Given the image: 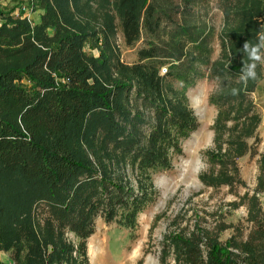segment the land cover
I'll return each instance as SVG.
<instances>
[{
    "label": "trees",
    "instance_id": "obj_1",
    "mask_svg": "<svg viewBox=\"0 0 264 264\" xmlns=\"http://www.w3.org/2000/svg\"><path fill=\"white\" fill-rule=\"evenodd\" d=\"M182 1L183 6L165 8L157 0H31L26 8L39 12L34 22L6 15L0 0V252L12 253L15 264H84L95 218L118 219L119 225L134 228L153 197L152 175L170 170L182 154V141L197 129L186 92L201 78L199 68L209 64L210 53L205 30L176 20L193 13L195 0ZM111 11L126 46L138 43L144 32L156 36L165 23L172 28L173 48L148 42L136 64L110 59ZM223 11L222 57L211 66L220 84L211 98L219 108V144L209 156L224 167L218 180L230 184L227 166L234 167L249 150L241 136L253 137L260 123L248 99L263 79L260 64L256 79L246 86L238 77L247 62L243 44L256 43L264 32V0H226ZM90 41L109 50H103L102 60L85 52ZM189 45L193 51L187 57ZM230 121L235 131L227 127ZM226 133L223 151L220 139ZM98 148L114 157L113 166L135 170L138 192L102 165ZM261 167L264 171V156ZM41 205L48 214L42 229L35 221ZM260 215L248 240L229 242L232 251L207 234L194 233L175 242L176 255L181 264H264ZM66 231L79 239L81 260L73 256Z\"/></svg>",
    "mask_w": 264,
    "mask_h": 264
},
{
    "label": "rangeland",
    "instance_id": "obj_2",
    "mask_svg": "<svg viewBox=\"0 0 264 264\" xmlns=\"http://www.w3.org/2000/svg\"><path fill=\"white\" fill-rule=\"evenodd\" d=\"M30 1L3 0L1 10L6 15L12 13L14 17L27 16L32 19L35 12L26 8ZM225 1L195 0L190 16L176 18L180 24L194 26L208 33L209 64L199 68L201 78L186 92L189 107L197 120V129L182 141V154L173 159L172 168L152 175L153 197L137 216L134 228L119 225L118 219L107 222L102 216L95 218L94 232L86 239L84 264H181L174 247L178 240L188 239L194 233L204 236L207 234L227 247L228 251H232L229 242H244L257 230V220H261L260 214H264V187L261 189V184L264 186V171L261 167L264 156V64H260L263 79L248 96L260 123L253 137L241 136L249 150L236 159L234 167L227 166L226 171L228 170V176L232 179L230 184H225L223 179L218 180L224 167L209 156L211 151L218 149L219 144L215 130L219 108L211 102V98L218 94L220 84L218 79L212 77L211 66L222 57L220 35L224 27ZM157 2L165 8L170 3L183 6L182 0ZM24 7L26 11L23 10ZM112 11L107 18V25L111 26L108 42L113 50H105V45L102 46L104 51H109L107 55L110 54V59L118 57L126 65L136 64L139 51L146 48L148 42L173 48L170 35L172 28L165 26V23L156 36L144 32L138 43L132 47L126 46L120 22ZM103 38L101 36V40ZM103 50L98 49L95 41H90L85 47V52L97 60H102ZM192 51L193 47L189 45L184 49V54L189 57ZM167 69L168 65L164 64L161 75L164 76ZM168 81L178 90L183 87L176 79L169 78ZM197 99L201 101L200 106L196 104ZM234 124L230 121L227 127L233 131ZM203 129L207 131L204 132ZM240 129L241 127L238 131ZM227 139L228 133L220 139L223 151L227 150ZM82 144L83 150L97 165V160L88 150V143ZM98 149V156L100 159L103 157L102 165L115 172V177L124 179L121 184L129 185L138 192L139 180L135 170L131 166H113L116 163L114 157H106L101 153L102 149ZM197 165L200 166L199 171L194 173ZM46 218L47 208L44 205L38 206L35 209L37 227L42 229ZM65 240L74 247L73 256L80 259L77 236L66 231ZM91 247L96 248V255L90 250ZM0 264H15L13 254L0 252Z\"/></svg>",
    "mask_w": 264,
    "mask_h": 264
},
{
    "label": "clouds",
    "instance_id": "obj_3",
    "mask_svg": "<svg viewBox=\"0 0 264 264\" xmlns=\"http://www.w3.org/2000/svg\"><path fill=\"white\" fill-rule=\"evenodd\" d=\"M242 53L247 57V62L243 60V66L238 79L241 84L246 86L249 80L256 79L257 66L259 64H264V32L257 34L256 43L246 41L243 44ZM238 92L239 89H232L233 95L238 94Z\"/></svg>",
    "mask_w": 264,
    "mask_h": 264
},
{
    "label": "bare ground",
    "instance_id": "obj_4",
    "mask_svg": "<svg viewBox=\"0 0 264 264\" xmlns=\"http://www.w3.org/2000/svg\"><path fill=\"white\" fill-rule=\"evenodd\" d=\"M201 93V92H200ZM196 104L198 105V106H200L201 105V101L200 100H198L197 99V102H196ZM200 108V107H199ZM201 109V108H200ZM204 130V129H203ZM202 131V130H201ZM205 131H207V130H204V132ZM210 138V137H209ZM197 141V140H196ZM195 152V151H194ZM190 164V163H189ZM198 164V163H197ZM200 164V163H199ZM199 168H200V166L199 165H197L195 168H194V173H197L198 171H199ZM188 169V168H187ZM186 171V170H185ZM194 177V176H193ZM191 183V182H190ZM91 251H93V253H94V255H96V248H94V247H91V249H90Z\"/></svg>",
    "mask_w": 264,
    "mask_h": 264
},
{
    "label": "crops",
    "instance_id": "obj_5",
    "mask_svg": "<svg viewBox=\"0 0 264 264\" xmlns=\"http://www.w3.org/2000/svg\"><path fill=\"white\" fill-rule=\"evenodd\" d=\"M24 17H27V16H24ZM38 19H39V12H35V14L33 15V18L31 20L34 21V22H37Z\"/></svg>",
    "mask_w": 264,
    "mask_h": 264
},
{
    "label": "built area",
    "instance_id": "obj_6",
    "mask_svg": "<svg viewBox=\"0 0 264 264\" xmlns=\"http://www.w3.org/2000/svg\"><path fill=\"white\" fill-rule=\"evenodd\" d=\"M23 10H24V11H26V9H25V8H24ZM28 18H29V17H28Z\"/></svg>",
    "mask_w": 264,
    "mask_h": 264
}]
</instances>
